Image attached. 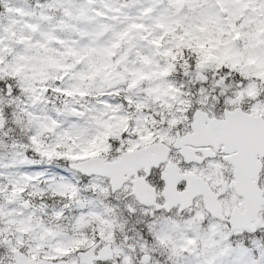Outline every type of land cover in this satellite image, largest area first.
<instances>
[{"label": "snow or ice", "instance_id": "6c2138e0", "mask_svg": "<svg viewBox=\"0 0 264 264\" xmlns=\"http://www.w3.org/2000/svg\"><path fill=\"white\" fill-rule=\"evenodd\" d=\"M0 264H264V0H0Z\"/></svg>", "mask_w": 264, "mask_h": 264}]
</instances>
